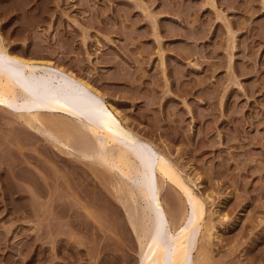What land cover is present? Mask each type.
<instances>
[{
	"label": "rangeland",
	"instance_id": "374dc122",
	"mask_svg": "<svg viewBox=\"0 0 264 264\" xmlns=\"http://www.w3.org/2000/svg\"><path fill=\"white\" fill-rule=\"evenodd\" d=\"M0 39L89 82L175 163L207 210L195 259L264 264V0H0ZM37 108L0 102V264H139L135 171L82 150L84 115L57 138ZM161 195L173 229L189 205Z\"/></svg>",
	"mask_w": 264,
	"mask_h": 264
},
{
	"label": "bare ground",
	"instance_id": "6f19581e",
	"mask_svg": "<svg viewBox=\"0 0 264 264\" xmlns=\"http://www.w3.org/2000/svg\"><path fill=\"white\" fill-rule=\"evenodd\" d=\"M70 74L49 60L11 53L0 39V102L15 108L39 107L36 112L28 113L27 122L38 123L57 138H69L80 132L79 123L72 124L70 115H84L87 120L81 121V127L87 140L82 150L111 160L124 172L135 171L138 183L129 191L128 197L137 202L138 194L143 193L151 213L147 220L139 216L134 205V213L130 214L135 216L131 220L140 243L139 264L205 263V258L192 256L199 242H196L198 233L206 226L207 210L203 198L197 195L165 153L156 151L149 142L127 128L116 107L107 104L97 88ZM43 108L60 110L71 122L70 119L52 117ZM165 180L183 192L189 205L173 229L170 227L171 214L161 195ZM122 188H118L121 193Z\"/></svg>",
	"mask_w": 264,
	"mask_h": 264
}]
</instances>
